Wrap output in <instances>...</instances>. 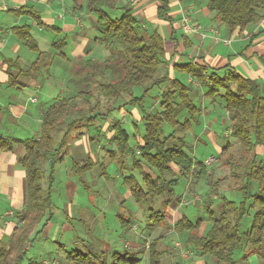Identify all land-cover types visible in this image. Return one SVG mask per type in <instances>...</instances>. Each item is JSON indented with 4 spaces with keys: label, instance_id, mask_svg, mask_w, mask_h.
Here are the masks:
<instances>
[{
    "label": "trees",
    "instance_id": "obj_1",
    "mask_svg": "<svg viewBox=\"0 0 264 264\" xmlns=\"http://www.w3.org/2000/svg\"><path fill=\"white\" fill-rule=\"evenodd\" d=\"M120 1H86L87 11L96 17L98 35L95 40L109 51L103 62L96 59L82 61L85 73L89 75L88 81H85L86 88L82 83L79 86L75 84L78 91L74 96L59 99L43 111L39 138L20 139L0 133L1 151H12L16 145H24L25 153L20 158V163L26 171L27 186V202L20 211L19 222L10 235L8 245H0V264H22L36 229L41 225L36 231L41 233L52 222L55 208L52 198L56 181L55 168L69 154L72 133L81 121L74 119L75 117L72 119L75 113L82 110L78 108L75 99H84L88 109L94 110L97 108V104L91 105L94 90L110 103L108 114L116 109L135 105L144 112L143 130L136 125L135 132L131 133L121 120H116L111 126V141L120 152V158H133V168L129 169L131 174L124 176L123 183L136 203L147 206L152 226L155 225L154 219L158 217L166 220L165 211L155 210L153 202L168 196L162 201L163 205H168L170 197L176 194L175 188L182 177H189L196 170L197 181L207 180L213 194L216 186L222 182L221 179L214 181L212 174H209L208 165L192 154V146L186 139V135L195 126L202 124L204 107L221 106L228 115L230 133L238 141L239 156L230 152L229 144L223 147L220 156L224 157V163L230 168V176L237 184L228 189L241 194V200L235 202L224 197L219 210L208 208L211 225L204 234H200L203 222H193L186 215L177 221L175 229L187 232V243L194 245L201 254L213 256L215 264H237L235 255L243 247L246 248L244 259L247 260L254 254L264 259V159L257 152L258 147L264 148V84L244 76L229 65L214 68L193 60L175 63L173 68L177 75L171 77L165 38L158 27L146 28L132 9L125 5L120 7L121 16L113 18L109 9L117 8ZM207 7L232 32L243 31L249 25L264 20V0H208ZM168 11L169 1L160 0L159 17L170 21ZM7 12L15 17L28 16L40 25H45L34 5L11 7ZM10 30L23 46L37 54L36 60L28 68L21 66L18 59H4L10 69L18 71L17 75L10 74V83L18 85L21 76L39 77L43 69H48L51 60L47 59L48 52L40 49L30 24L14 25ZM66 45V39L62 38L55 41L52 48L65 57L62 50ZM185 76L188 78L184 79ZM194 83H198L200 88H195ZM155 88L161 89L158 101L160 109L147 110L145 99ZM136 89L139 92L142 90L141 95L136 94ZM198 96L207 100L209 105L203 104L199 99L196 101ZM101 114L89 116L84 127H89ZM166 129L170 132L167 133ZM80 132L79 135L82 134ZM47 163L50 171L46 175L47 186H44L45 171L42 166ZM143 163L155 170L157 175L153 176L146 171ZM95 165L97 164L91 159L84 162L73 160L71 172L82 181L83 175L91 172ZM176 168L181 171V177L168 179V174L174 175ZM134 171L142 176L144 185L134 176ZM247 216H252V224L247 230H243ZM119 220L122 228L128 230L126 225L132 218L128 220L120 216ZM160 240L161 237L152 241L150 264H161L167 254L158 249ZM94 257L100 263L94 262L89 253L76 249L68 253L67 259L73 264L142 262L141 258L128 251L113 253L110 262L98 255ZM30 264L40 263L31 261Z\"/></svg>",
    "mask_w": 264,
    "mask_h": 264
},
{
    "label": "rangeland",
    "instance_id": "obj_2",
    "mask_svg": "<svg viewBox=\"0 0 264 264\" xmlns=\"http://www.w3.org/2000/svg\"><path fill=\"white\" fill-rule=\"evenodd\" d=\"M37 1L28 2L34 3ZM123 1L121 0L118 3L117 8L109 9V13L113 18L121 16L122 10L120 7L123 6ZM4 4L8 6V0L5 2L0 0V25L3 16L7 14L6 11L1 10ZM55 4L57 6L56 10L61 12L60 16L65 15L67 19L74 21L75 15L72 12V0L58 1ZM36 8L42 10L40 5L38 7V3H36ZM91 15L94 16L93 13ZM28 19L29 17H24L21 24ZM85 23L88 27H91L90 16ZM95 23L94 20V25H96ZM58 24L60 25V21ZM8 29L10 30V28ZM80 29V26H78L76 30ZM96 29V26L94 29L92 27L89 33H95ZM160 30L168 38L167 28L163 27ZM33 32L41 40L43 50H47L55 41L65 36V33H60L50 28L44 29L43 32H39L35 28ZM71 36H73L72 33L69 34V38ZM13 38L16 39L14 35ZM20 45L21 51H13L14 53L11 52L10 54L13 56L16 53V56H20L23 59L21 61L22 66L28 68L36 60L37 54L22 44ZM95 45L101 50L98 43L95 42ZM96 53L100 52L96 51ZM5 54L7 53L5 52ZM105 58L106 56L102 54L98 55L99 62H103ZM67 65L68 63H62L58 69L52 65L51 71L49 70L51 76L45 75V77H48L47 87L43 89V93L40 92L38 94L40 97L39 104L43 105V107L46 108L59 99L74 96L76 90L78 91L75 84H78V86L80 83L84 86L87 84L85 81H88L87 77L89 75L85 73L86 69L83 68L81 63L78 64L81 67L76 72L79 77L68 80L72 75L74 77V73L69 71V75L63 81L62 76H58V70L63 74V70ZM13 71L17 73V70ZM187 78V76L184 77V79ZM90 83L92 84L93 80ZM71 89L75 91L73 92ZM160 90L155 88L149 97L147 96L148 98L145 99V108L147 110L160 109L158 103L161 94ZM135 91L137 95L142 93V90L139 92V89ZM94 92L95 96L91 101V105L95 106L97 104V108L94 110L88 109L84 99H75L78 108L82 110L75 113L72 119L75 117L74 119H81V121L76 125L77 129L72 133L71 146H68L69 154L55 168L56 181L52 190V198L55 205L54 217L43 232L36 233L41 228V225L36 229L32 235L33 239L30 243L27 257L22 264H30L31 261H36L40 264H73L67 257L69 252L76 249L89 253L92 257L91 259L96 263H100V261L94 257L95 255H98L106 262H110L113 253L128 251L141 258V264H150L149 251L152 241L158 240L160 237L158 249L167 253L161 260V264H172L174 262H179L180 264H215L216 259L213 256L201 254L194 245L187 243L188 233L179 232L175 229V224L185 215L193 222L201 220L203 224L200 228V234H204L211 225L208 208L214 209V211L219 210L224 197L235 202L241 200V194L228 189L236 187L237 184L230 176V168L224 163V157L220 156L221 150L228 144L230 152L239 156V144L230 133V121L226 111L221 106H213L214 108H212V105H209L207 100L205 101V99H201L198 96L196 101L199 99L201 102L207 103L209 107L203 108L202 124L195 126L186 135L188 143L192 146V154L197 159L205 161L209 168V174H212L214 181L218 179L222 181L216 186L215 194L211 193V187L207 180L197 181V172L194 170L189 177L181 178L180 183L175 188L176 194L170 197L171 200L168 205H163L162 203L168 196L153 202L152 206L155 210L162 209L165 211L166 220H162L159 217L153 218L155 225L152 226L147 206L145 208L136 203L133 197L129 195L130 192L128 193L127 186L123 183L124 176L131 174L129 169L133 168V158L131 156L120 158V152L111 141L113 136L111 126L117 119L123 120L131 131L136 125L143 130L142 117L144 112L139 106L135 105L127 106L126 109H123L126 113L116 109L108 114L110 103H107L105 97L98 91L94 90ZM97 113L102 114L92 121L89 127H84L87 123V118ZM102 116L104 119H101ZM166 126L169 128L168 125ZM1 127L3 128L2 130L7 131L10 125L8 129L4 124ZM166 131L167 133L170 132L169 129H166ZM79 132L82 134L79 135ZM112 153H115L114 156H112ZM259 155L264 159V152L262 154L259 153ZM137 157H139L138 154ZM90 159L97 165L91 172L89 171L83 175L82 181L85 182L83 183L78 176L71 172L72 161L84 162ZM102 165L104 166L103 169ZM142 166L151 175H157V172L145 163ZM42 167L45 171L43 184L47 186L46 175L50 171V165L47 163ZM133 174L144 185L139 172L134 171ZM180 174L181 171L176 168L175 174H168L167 178H178L181 177L179 176ZM5 208H9L7 201L0 200V212H4ZM22 210L23 208L18 211L10 210L8 211V216L17 214L21 216L20 211ZM120 216H124L128 220L132 218L131 221L127 222L126 227L128 230L122 228L119 220ZM252 220V216H247L242 229L247 230L252 224ZM9 238L10 236H6L1 239L0 245L7 246ZM245 249L243 247L235 255L237 264H264V259L259 258L256 254L255 257H257L258 262H245V259L242 258L245 254Z\"/></svg>",
    "mask_w": 264,
    "mask_h": 264
},
{
    "label": "crops",
    "instance_id": "obj_3",
    "mask_svg": "<svg viewBox=\"0 0 264 264\" xmlns=\"http://www.w3.org/2000/svg\"><path fill=\"white\" fill-rule=\"evenodd\" d=\"M2 1L5 2L7 0ZM28 1L32 0H8L9 5L4 4L1 10L7 12L11 7L34 5L35 9L40 12L45 25H40L30 17L25 23L32 26L33 36L38 41L40 49L43 50L41 40L34 35L33 30L35 28L39 32L50 28L60 33H65L62 38L66 39L67 45L62 50L65 57L61 56L57 50H53L52 46H48L47 50H43L48 52L47 57H49L51 63L48 65V69L42 70V74L39 77L21 76L19 77V82H17L18 85L11 84L10 74L17 75L18 71L15 73L14 69H10L4 59H18L21 66L23 65L21 63L23 59L20 56H16V53L13 56L10 54L13 51H21V43L13 38L14 34L8 28L14 25H21L24 17L28 16L15 17L8 12L3 16L0 25V127L4 124L7 129L9 125L10 128L5 131L1 127L0 133L3 136L20 139L39 138L41 135L42 113L47 107L45 108L39 104L40 97L38 94L40 92L43 93V89L47 87L48 77H45V75L51 76L52 65L58 69L62 63H68L63 70V74L58 70V76H62V80L65 81L69 71L73 72L74 76L76 75L77 70L81 67L78 64H82L83 60H98V55L100 54L106 57L109 55V51L103 46L99 44L101 48L99 50L95 45L98 30L96 29L95 33H89L91 28L93 27L94 29L96 26L94 25L96 17L87 11V0H72V12L75 15L74 21L67 19L65 15L60 16L61 12L56 10L57 6L55 3L58 1L63 2L64 0H38L34 3H29ZM168 1L170 21L161 19L158 15L160 0H124L123 5L131 8L146 28L158 27L159 30L163 27L167 28L168 38L161 30L160 32L165 38L167 57L170 60L171 77L177 75L173 68L175 63L193 60L214 68H223L229 65L244 76L256 79L264 84V20L250 25L243 31L235 30L232 32L221 21L216 19L215 14L208 9L207 0ZM36 3H38V7L39 5L42 7V10L36 8ZM89 16L91 27H88L85 23ZM186 17L191 18L192 24L199 25L198 32L186 30L184 26ZM59 21L60 25L58 24ZM78 26H80V30H76ZM70 33L73 34L71 38H69ZM47 38L45 37L46 41ZM185 38H188L187 41L184 40ZM225 40H229V42H225ZM96 51L100 53L97 54ZM76 76L78 77V75ZM181 76H184V74H181ZM72 78L73 75L68 80H72ZM194 86L195 88H200L198 83H194ZM71 90L73 91V89ZM201 93H203V90H201ZM34 98L35 101H32ZM212 108L214 107L212 106ZM120 110L125 112L123 109ZM121 121L126 126L125 122ZM127 128L129 129V127ZM129 130L131 131V129ZM131 132H135V127ZM257 152L262 154L264 148L258 147ZM24 153L25 147L23 144L16 145L12 151L0 150V200H6L9 206V208H5L4 212H0V240L10 236L18 224L19 214L8 216V211H18L24 208V204L27 202L26 171L20 163V158ZM253 261L258 262L255 254L251 255L247 260L245 259L247 263H252Z\"/></svg>",
    "mask_w": 264,
    "mask_h": 264
},
{
    "label": "built area",
    "instance_id": "obj_4",
    "mask_svg": "<svg viewBox=\"0 0 264 264\" xmlns=\"http://www.w3.org/2000/svg\"><path fill=\"white\" fill-rule=\"evenodd\" d=\"M184 26L186 28V30L190 31V32H198L199 31V25L197 24H192L191 18L190 17H186L184 20ZM205 35V34H203ZM225 42H229V40H225ZM35 100L32 99V101Z\"/></svg>",
    "mask_w": 264,
    "mask_h": 264
}]
</instances>
